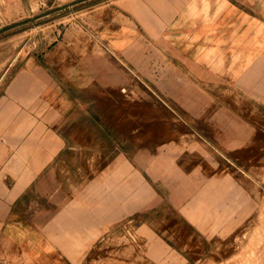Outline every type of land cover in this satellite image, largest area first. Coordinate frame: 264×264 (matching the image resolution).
Wrapping results in <instances>:
<instances>
[{
	"label": "crops",
	"instance_id": "1",
	"mask_svg": "<svg viewBox=\"0 0 264 264\" xmlns=\"http://www.w3.org/2000/svg\"><path fill=\"white\" fill-rule=\"evenodd\" d=\"M109 10L102 42L108 57L82 59L81 75L74 67L63 74L57 65L55 78L37 67L14 81L2 101L0 264H93L102 242L128 220L143 248L136 264L250 261L244 250L251 237L243 233L264 211L258 202L264 193V26L235 8L226 20L239 23L220 27L223 12L210 24L203 17L183 23L184 12L173 11L170 0H117ZM109 53L117 64L108 63ZM140 78L177 109L180 123L158 122L150 107L117 106L155 103L137 91ZM63 85L82 94V107ZM92 85L101 101L95 108ZM124 85L125 94L119 92ZM45 99L56 107L44 108ZM92 116L122 134L121 149L102 156L98 176L83 172L98 179L86 195L83 189V199L66 195L44 206L37 185L57 174L52 165L60 154L81 152L79 162L88 164ZM143 130L145 136L131 134ZM171 131L177 134L163 136ZM258 255L251 264H264V252Z\"/></svg>",
	"mask_w": 264,
	"mask_h": 264
},
{
	"label": "rangeland",
	"instance_id": "2",
	"mask_svg": "<svg viewBox=\"0 0 264 264\" xmlns=\"http://www.w3.org/2000/svg\"><path fill=\"white\" fill-rule=\"evenodd\" d=\"M116 1L0 0V108L2 101L12 92L11 87L14 81H18V78L35 71L37 67L45 69L55 78L54 68L57 65L64 70L63 74L67 71V67L71 70L74 67L75 74L81 75L83 71L81 68L82 59L94 61V59L108 57V53L104 52L102 48V42L108 28L106 21L112 12L109 9L113 7ZM107 2L109 4H106ZM170 2H172L173 11L184 12L183 23L193 24L197 18L203 17L201 22L210 24L215 15L223 12L219 15L218 20L219 26L225 27L226 22L230 23L231 21L226 20L225 12L235 8L238 15L245 12L251 17H257L260 22V24H256L258 28L264 26V0H170ZM191 4L194 6L193 11L190 10ZM234 19L231 22H241V20L236 21ZM174 22H178L177 17ZM109 55L108 63L117 64L115 54L109 53ZM127 88L124 85L119 89V92L125 94L128 91ZM137 91L147 92L150 95L153 93V89L144 85L141 78L138 79ZM62 92L76 100V107L83 106L81 93L72 92L65 85L62 87ZM97 92L98 89L92 85L91 108L100 106L101 101L97 98ZM94 95L96 96L93 97ZM135 95L137 96V94ZM153 97L155 103L152 101L153 104L150 106L148 104L150 101L142 99H139L137 104L133 100L120 101L117 106L119 108L150 107L155 112V118L158 119V122L171 123L172 125L180 123L177 116L178 111L174 109V106L166 103V106L176 113L175 115L171 112L172 116H167L168 113L164 110L166 106L162 103L164 100L158 99L155 95ZM53 102L51 99H45L43 107L55 108L56 104H52ZM145 103L148 106H145ZM103 104L109 106L105 101ZM58 107L67 108L69 105L60 102ZM262 108L260 110L264 112ZM66 118L64 117L63 123H66ZM131 119L133 121V118ZM138 119L139 124L145 123L143 121L144 115H140ZM92 120L93 130L91 131L88 164L84 165L79 162L83 158L81 152L80 154H68L65 151L60 154L59 162L52 165L57 169V174L46 178L41 186L38 187L37 185V196L44 206L51 207L59 200L67 198L66 195L83 199V189L86 195L87 188L98 184V179L89 181L83 176V172L88 170L91 177L98 176L102 156L105 155L107 159H110L121 149L118 146L122 141V134L108 130V128L113 129L114 126L105 127L102 122L100 125V120L96 116H92ZM131 134H138L140 137L147 133L143 130V133L135 131ZM176 134V132L171 131L170 133H163V136L174 137ZM126 150L128 153L132 151L131 148ZM73 160L75 163L72 162ZM31 198L34 199V197ZM258 202L260 205H264V193L258 197ZM254 219L256 220L255 227L243 233L251 237L250 243L246 245L244 250L250 261L245 260L243 264L257 263L258 254L264 252V244H261L259 242L261 240L258 238L260 230H264V211L261 208ZM129 221L122 225L118 233L109 236L102 242L103 249L97 254L100 259H96L93 264H136L140 260L143 253L142 244L138 240L133 224ZM137 251L139 256H137Z\"/></svg>",
	"mask_w": 264,
	"mask_h": 264
}]
</instances>
